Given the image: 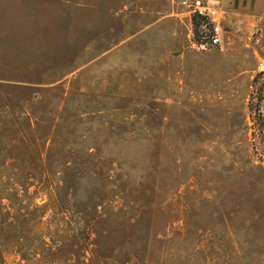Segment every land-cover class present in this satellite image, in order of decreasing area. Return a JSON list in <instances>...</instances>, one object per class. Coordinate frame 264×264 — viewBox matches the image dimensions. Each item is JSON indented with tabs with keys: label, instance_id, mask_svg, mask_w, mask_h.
<instances>
[{
	"label": "rangeland",
	"instance_id": "374dc122",
	"mask_svg": "<svg viewBox=\"0 0 264 264\" xmlns=\"http://www.w3.org/2000/svg\"><path fill=\"white\" fill-rule=\"evenodd\" d=\"M186 1L0 0V264H264V0Z\"/></svg>",
	"mask_w": 264,
	"mask_h": 264
},
{
	"label": "built area",
	"instance_id": "2783aa9c",
	"mask_svg": "<svg viewBox=\"0 0 264 264\" xmlns=\"http://www.w3.org/2000/svg\"><path fill=\"white\" fill-rule=\"evenodd\" d=\"M184 5L188 9L190 21L198 24L197 30L191 32L192 48L207 52L220 47L224 37V12L203 0H188Z\"/></svg>",
	"mask_w": 264,
	"mask_h": 264
},
{
	"label": "crops",
	"instance_id": "0c3cea01",
	"mask_svg": "<svg viewBox=\"0 0 264 264\" xmlns=\"http://www.w3.org/2000/svg\"><path fill=\"white\" fill-rule=\"evenodd\" d=\"M213 2L217 3L219 5L218 9L224 12L222 20L223 30L225 29V22L227 21L226 16L228 14L230 24H234V22L240 18L242 20L245 19L247 21H251L255 17L253 15L254 11L251 9V5H246V3H249V0H213ZM224 9H226L228 13L227 11H224Z\"/></svg>",
	"mask_w": 264,
	"mask_h": 264
},
{
	"label": "trees",
	"instance_id": "16d2710c",
	"mask_svg": "<svg viewBox=\"0 0 264 264\" xmlns=\"http://www.w3.org/2000/svg\"><path fill=\"white\" fill-rule=\"evenodd\" d=\"M195 27H196V29L198 28V24L197 23H195Z\"/></svg>",
	"mask_w": 264,
	"mask_h": 264
}]
</instances>
